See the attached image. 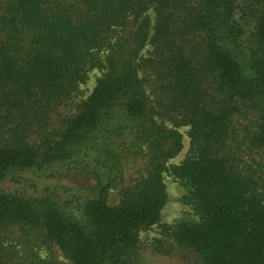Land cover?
Masks as SVG:
<instances>
[{"label":"trees","instance_id":"obj_1","mask_svg":"<svg viewBox=\"0 0 264 264\" xmlns=\"http://www.w3.org/2000/svg\"><path fill=\"white\" fill-rule=\"evenodd\" d=\"M147 252L264 264V0H0V264Z\"/></svg>","mask_w":264,"mask_h":264},{"label":"rangeland","instance_id":"obj_2","mask_svg":"<svg viewBox=\"0 0 264 264\" xmlns=\"http://www.w3.org/2000/svg\"><path fill=\"white\" fill-rule=\"evenodd\" d=\"M149 16L151 17L152 22H154L155 12L153 10L149 11ZM102 75V71L98 69H94L90 72V79L88 82L84 85H82L81 88V95L79 96V99L86 98L94 89L97 79L99 76ZM188 127H182L180 128V131L183 134V144L184 147L181 150V152L173 159L169 161V163L175 164L180 163L184 160L186 157L189 149H190V138L188 136ZM23 177L19 179V182L16 180H13V182H6L4 183V186L6 188H15V187H22L28 185L29 183L36 181V177L32 173H24L22 175ZM52 180H48L45 178H41L40 180H37V183L42 186L45 183L51 182ZM165 182L167 185V191L169 194V199L167 204L162 210L161 213V219L164 223H174L177 219L180 218H188V217H194L193 211L191 207L183 202V196L185 195V190L183 186L180 184L179 181L175 180L170 174H166L165 176ZM63 183L68 184V180H64ZM111 198L113 200H118V192L115 191L111 194ZM160 233V227L155 225L152 229L144 231L141 233L142 235V241L143 242H149L154 239V237H158ZM147 261L148 264H180V261L176 257H169V256H163L158 254H153L151 252H147Z\"/></svg>","mask_w":264,"mask_h":264}]
</instances>
